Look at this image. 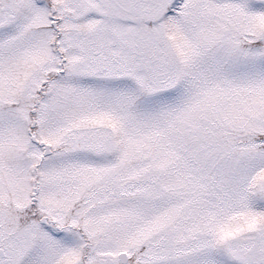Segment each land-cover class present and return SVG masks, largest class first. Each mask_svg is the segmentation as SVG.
<instances>
[{
  "label": "snow or ice",
  "instance_id": "obj_1",
  "mask_svg": "<svg viewBox=\"0 0 264 264\" xmlns=\"http://www.w3.org/2000/svg\"><path fill=\"white\" fill-rule=\"evenodd\" d=\"M0 264H264V0H0Z\"/></svg>",
  "mask_w": 264,
  "mask_h": 264
}]
</instances>
